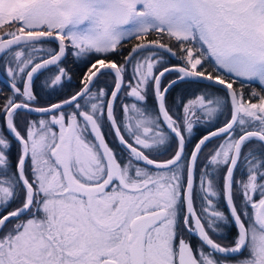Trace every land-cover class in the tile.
<instances>
[{"label":"snow or ice","instance_id":"6c2138e0","mask_svg":"<svg viewBox=\"0 0 264 264\" xmlns=\"http://www.w3.org/2000/svg\"><path fill=\"white\" fill-rule=\"evenodd\" d=\"M0 29V69L12 92L0 106V264H264V95L253 92L252 102L233 88L238 80L264 85V0H0ZM133 40L140 42L127 55L118 53ZM56 41L58 49H43ZM69 54L84 61L85 86L50 107H33L36 74L54 68L44 87H62L71 79L62 66ZM166 54L183 63L168 66ZM101 69L111 70L109 92L90 87L105 74ZM171 72L176 77L162 87ZM204 81L214 82L209 88L222 85L226 97L201 91L179 100L184 115L174 117L167 93L182 82ZM149 90L158 113L123 105L126 137L114 102L121 94L145 101ZM227 97L230 119L186 152L190 117L214 119ZM23 110L50 120L26 122L21 132L16 118ZM105 113L126 160L104 139ZM222 134L199 176L198 213V156ZM170 139L171 158L158 162L153 154ZM13 142L19 148L14 163ZM241 163L246 179L239 181L237 203L234 170ZM216 175L228 215L217 207ZM229 223L235 236L217 242L210 233Z\"/></svg>","mask_w":264,"mask_h":264},{"label":"flooded vegetation","instance_id":"af4514ba","mask_svg":"<svg viewBox=\"0 0 264 264\" xmlns=\"http://www.w3.org/2000/svg\"><path fill=\"white\" fill-rule=\"evenodd\" d=\"M168 58L169 59H176V58L171 57V56H169V55L166 54L165 59L168 60ZM64 60H63V62H64ZM63 62H62V66H64L67 69V66ZM71 63H72V65H71V73L68 72L70 74V76H71V79L70 80L65 79L62 87H64L66 83H68V82L71 81V88H73L71 90V96H72L73 94H75L76 92H78L84 86V83H82V77H83V74L86 72V68L84 66V63L79 62L77 60V58L75 56H73V55H71ZM182 63L183 62L180 60V61H178V63H175V64L170 65V67L171 66H174V65H179V64H182ZM0 71L3 74V76H5L10 81V79L6 75V72L5 71H2L1 69H0ZM52 71H54V68L46 69L42 73H39V74H37L34 77V81H33V85H32V92H33V94H34V88L33 87H34L35 84H37V87L40 90H42L43 93H50L51 90L54 91L56 89L59 90L61 88V87H57V88L53 89V88H45L44 87V81L51 75V72ZM67 71H68V69H67ZM173 73H175V72H173ZM167 74L168 73H166V75ZM99 76L94 80V82H93V84L91 86L92 87V90L94 92H96V91H98L100 89H104L106 91V89H105L106 86L103 83V81L99 78ZM76 78L79 79V82L78 83L75 80ZM174 78H172V79H174ZM124 80H125V78H124ZM127 81L128 80H125V83H127ZM168 82L165 83V77H163L162 78V87L163 86H166L168 84ZM0 86L4 87L2 84H0ZM20 87L22 88V84H20ZM113 87H114V85H113ZM113 87H112V89H113ZM5 89L8 90L7 88H5ZM8 91L10 93H12L10 90H8ZM122 91L126 92L127 89L125 88ZM149 92H150V90H149ZM149 92L147 93L146 100L145 101H142V102L133 101L131 99L132 98L131 96H128V95H125V94L119 95L118 96V99L114 102V115H115L117 124L119 126H121L122 134H124V135L127 136V133L126 132H123V127H122V125L124 123V119H125L124 118V114H123V105L127 104V105L130 106L132 103H137V105L139 107L146 108L150 113L152 112L151 109H153V107H154V109H155V115L157 114L154 93L152 92L153 102H154V105H153L151 103V99L149 98ZM108 98H109V96H105L103 99L104 100H108ZM59 102H62V101L53 102V103H51L49 105H45V106L43 105V106H41V105H38L37 104V98H36V100L32 103V106L33 107H47V106H50L52 104L59 103ZM64 110L66 112H71L72 111V109L70 107H67ZM22 113L26 114L27 116L30 115V117L21 116L20 115V116H18L16 118V123L19 125V130L21 132H24L26 122L35 121V122L38 123L40 119L50 120V116H48L47 114H44V115H33V114H28L26 112H22ZM190 118L194 121V125H193L192 133L190 135L187 132L184 133V135L187 137L185 150H188L187 148L189 147V145L193 143L192 149H191V151H193L194 145L199 141V139L201 137H203L204 135H206V134H208V133H210V132H212V131H214V130H216V129H218V128H220V127H222V126L225 125V123H224L223 125L218 126V127L214 128V129L210 130L209 132H207L204 135H202L196 142H194L193 136L194 135H198L200 133V130H202V128L201 129H198L200 127H198L197 124L199 123V125H203L202 122L204 121V119H199L197 116H192ZM219 119H220L219 118V115H216V117L214 119H212L210 121L209 120H206V121L209 122V123H211V125H214V124H216V123L219 122ZM4 123H5L4 121H0V126H2ZM54 130L58 132L59 131L58 126H55V129ZM101 131H102V133L104 135V139H105L106 143L108 144V146L110 148H113L116 151V154H117L118 157L121 154H123V152H126V150H124L118 144L117 139H116V137H115V135H114L111 127H110V124L107 121L106 113H105L104 117L102 118ZM221 137L222 136L217 137V138H221ZM217 138H214V139H217ZM89 139L94 140V138L91 137V136L89 137ZM214 139H211L209 141H212ZM171 142L172 141L170 139L169 145L171 144ZM223 142H224V140L216 143L215 146H214L215 147V150ZM169 145H167V146H169ZM167 146H164L163 148H165ZM203 147H202V149H203ZM18 151H19L18 145L15 144V142H13L12 148L10 150V160L13 163L17 159ZM191 151H190V153H191ZM126 154H127V152H126ZM198 163L200 165V161L199 160L197 161V165H196V168L194 170V190H195V193H196L195 207L197 209V212L199 213L200 210H201V200L199 199V196H200L199 176H200V173L203 172V169L198 165ZM237 168H239L238 169V172L239 173L237 175H235V173L237 171ZM237 168L234 170V180L237 183L234 185L233 195L236 197L237 203H239V199H240V197H239V181L246 179V168L243 165V163L239 164V166H237ZM215 183L217 185L218 191H220V195H219V197L217 199V207L219 208V210L224 211L225 212V215H228V211L226 209L225 202H224V199H223V192H222V190H220V184H221L220 175H216ZM254 198L258 200L259 199V195L257 194ZM12 207H15V204H13ZM251 211L252 210L249 208V212H251ZM235 233H236V228H235L234 224L229 223V224H226V225L225 224H221V230H220L219 234L210 233V235H212L213 238L216 239L217 242H219V243H227V242H229V241H231L233 239V237L235 236ZM191 243L194 246L197 245L198 244V238L197 237H193L191 239Z\"/></svg>","mask_w":264,"mask_h":264},{"label":"trees","instance_id":"16d2710c","mask_svg":"<svg viewBox=\"0 0 264 264\" xmlns=\"http://www.w3.org/2000/svg\"><path fill=\"white\" fill-rule=\"evenodd\" d=\"M7 28V26H5V29ZM5 29H0V35H2L5 31ZM153 39L155 38L154 36L152 37ZM67 42V41H66ZM140 41H135L133 40L131 43H125L123 45L122 48L118 49V53L122 52L124 55H127V53L130 51V49L132 48V46L136 43H139ZM165 42H167L166 38H165ZM43 49L47 50V49H57V45L55 43H46L44 45H42ZM178 51V50H177ZM111 58L115 59L118 63H122L123 62V56L117 54V53H112L111 54ZM178 59H169L166 60L167 65H172L175 63H178ZM63 62V61H62ZM68 69V72L71 73V54L67 55L64 62H63ZM207 63V62H205ZM3 71V69H1ZM209 70H211V68H209ZM130 71V70H129ZM104 75H100L99 78L103 81V83L105 84V89L106 92L111 91L113 85H114V79L112 75H109V72H104ZM130 73L131 72H127L125 73V80H129L130 78ZM176 76V73H168L165 76V83H167L168 81H170L172 78H174ZM76 82H79V79L76 78L75 79ZM98 81V80H97ZM134 83V81H133ZM34 94L37 96V104L41 105V106H45V105H49L53 102H58V101H63L64 99H67L69 97H71V90L73 88H71V81L66 83L64 87H61L59 90H54V91H50V93H43L42 90H40L37 87V84L34 85ZM233 88L239 93L242 92L244 95V98L246 100L251 99L252 102H256L257 98L259 95H264V87L263 85H260L258 82L256 81H237V83H235L233 85ZM201 91H205V92H209V93H214L217 96H220L222 98L226 97V93L218 88H209L207 84H194V83H181L179 86L173 87L166 95V106L170 109V113L174 116V117H183V109L179 107L178 105V101L179 100H183L184 102H187V99L192 98L194 95H198ZM256 92L258 94L257 97H253L252 93ZM12 93H10L8 90H6L4 87L0 86V106H2L6 100V98H8L9 96H11ZM149 98L151 99V103L154 105L153 102V96H152V91L150 90L149 92ZM133 101H136L135 97L131 98ZM0 111H2V109H0ZM151 114L155 115V109L153 107V109H151ZM230 114H231V108H230V104H229V100L227 97V104L222 108L221 112L217 113V115H219V122L211 125V123L207 122L206 120H204L202 122L203 125H199V123L197 124L198 129L200 130V133L198 135H194L193 139L194 142H196L202 135H204L205 133L209 132L210 130L223 125L227 120L230 119ZM27 116L26 114L20 112L18 116ZM17 116V117H18ZM27 117H30V115H28ZM197 127V126H196ZM236 134L239 135V128H236ZM222 137L221 138H217L214 139L212 141H209L206 143V145L203 147L202 153L199 155L198 160L200 161V165L198 163V165L203 169L204 171V165L206 163L205 158L210 156L213 151L215 150V144L222 141ZM172 141V140H171ZM192 144L189 145V147L187 148L188 150H186V152L190 153L191 149H192ZM175 150V145L174 142L172 141L171 144L165 148L161 147L158 153H154L153 156L154 158L158 161V162H164L167 159H170L173 152ZM121 155H125L127 157L126 152H123V154ZM120 155V156H121ZM124 156V158H125ZM123 159V158H122ZM239 166V165H238ZM237 171L235 173V175H237L239 172Z\"/></svg>","mask_w":264,"mask_h":264},{"label":"water","instance_id":"95a60500","mask_svg":"<svg viewBox=\"0 0 264 264\" xmlns=\"http://www.w3.org/2000/svg\"><path fill=\"white\" fill-rule=\"evenodd\" d=\"M46 40H50V39H52V38H45ZM56 45H57V49H58V44H59V42L58 41H56V42H54ZM134 46V45H133ZM132 46V47H133ZM44 71V70H43ZM101 71L102 72H110L111 70H108V69H101ZM37 74H39V73H37ZM36 74V75H37ZM100 74L98 73L97 74V77L99 76ZM97 77H95L94 79H93V82H94V80L97 78ZM203 84H207V85H209L210 83H214V82H208V81H204V82H202ZM0 84H2L5 88H7L8 90H10L11 91V84H10V81L5 77V76H3V74L1 73V71H0ZM93 84V83H92ZM85 86V85H84ZM83 86V87H84ZM92 85H90V87H91ZM82 87V88H83ZM216 88H218V89H221V90H223L225 93L227 92V90L226 89H223V86L222 85H216L215 86ZM81 88V89H82ZM114 88V87H113ZM80 89V90H81ZM79 90V91H80ZM154 97H155V95H154ZM70 98V97H69ZM108 99H110V96H109V98ZM228 100H229V104H230V108H231V100H230V97H228ZM155 103H156V109H157V113H158V104H157V101H156V97H155ZM51 106V105H50ZM50 106H47V107H50ZM68 106H65V108H67ZM22 112H26V113H28V114H33V115H44L45 113H37V112H34V111H31V112H29V111H27V110H23ZM106 118H107V116H106ZM161 120H162V117H161ZM107 121H108V123L110 124V127H111V129H112V131H113V133H114V135H115V137H116V139H117V142H118V144H119V139L117 138V136H116V133H115V129L113 128V126H112V123H111V121H109L108 119H107ZM164 126V128L167 130V131H170V130H168L167 129V126H166V124H164L163 125ZM223 127V126H222ZM221 128V127H220ZM219 129V128H218ZM218 129H216V130H214V131H218ZM213 132V131H212ZM211 133V132H210ZM210 133H208V134H206V135H209ZM173 136H174V134H172ZM206 135H204V136H206ZM224 134H222L221 136H223ZM203 136V137H204ZM217 137H220V136H217ZM217 137H211L210 138V140L211 139H214V138H217ZM94 138V137H93ZM202 138V137H201ZM200 138V139H201ZM199 139V140H200ZM208 142V141H207ZM122 147V146H121ZM203 147V146H202ZM123 148V147H122ZM194 150V149H193ZM149 168H153L154 169V166H149Z\"/></svg>","mask_w":264,"mask_h":264},{"label":"rangeland","instance_id":"374dc122","mask_svg":"<svg viewBox=\"0 0 264 264\" xmlns=\"http://www.w3.org/2000/svg\"><path fill=\"white\" fill-rule=\"evenodd\" d=\"M3 35V34H2ZM66 44H67V42H66ZM79 62H81V63H84V61H82V60H78ZM130 70V71H129ZM129 70H128V72H131V68H129ZM130 75H131V73H130ZM135 83V82H134ZM259 83V82H258ZM263 87H264V85H263ZM153 116H155L154 114H153ZM126 136V135H125ZM127 137V136H126ZM125 156V155H124ZM124 156L123 155H121V156H119V157H121V158H123V159H125L126 160V156H125V158H124Z\"/></svg>","mask_w":264,"mask_h":264}]
</instances>
